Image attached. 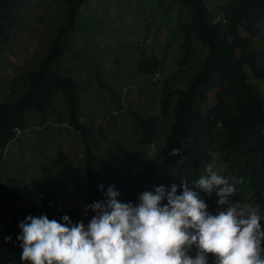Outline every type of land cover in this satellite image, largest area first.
<instances>
[{
	"label": "trees",
	"instance_id": "1",
	"mask_svg": "<svg viewBox=\"0 0 264 264\" xmlns=\"http://www.w3.org/2000/svg\"><path fill=\"white\" fill-rule=\"evenodd\" d=\"M84 1L65 0L64 22L38 66L29 72L27 90L13 102L0 101V160L9 141L25 128V112L52 108L53 92L60 91L68 124L84 144L88 210L100 218L99 235L126 252L143 255L146 264H202L207 255L212 264H264V96L255 81L264 85V62L251 41L257 25L264 22V0H219L212 6L209 0H177L184 11L178 15L184 19L183 48L193 38L199 39L207 48L206 56L186 86L161 92V113L168 116L171 110L173 120L158 153L138 165L125 166L93 152L91 130L77 112V83L53 67L70 48L63 37L74 31L77 9ZM19 2L0 0L1 42L10 39L9 30L18 20L13 10ZM154 66L155 61L143 54L135 65L141 74ZM95 74L103 90L116 93L98 70ZM229 101L235 114L226 119ZM128 112L141 131L137 143L151 142L157 117ZM215 155L235 168L231 179H223L224 201L233 206L248 189L259 203L257 209L239 212L233 225L234 233L249 243L247 255L221 244L225 216L220 197L199 173L201 165ZM183 160L192 163L188 174L194 190L179 164ZM182 192H192L191 204L183 202ZM21 197L15 187L0 183V264H105L103 245L79 251L72 247L86 228L80 208L60 209L51 192H46L36 219L23 227L13 211Z\"/></svg>",
	"mask_w": 264,
	"mask_h": 264
},
{
	"label": "rangeland",
	"instance_id": "2",
	"mask_svg": "<svg viewBox=\"0 0 264 264\" xmlns=\"http://www.w3.org/2000/svg\"><path fill=\"white\" fill-rule=\"evenodd\" d=\"M218 1L208 3L212 6ZM66 7L65 0H20L17 4L13 11L18 20L9 30L10 39L0 41V101L13 102L27 90L29 72L49 49L57 28L64 22ZM181 9L177 0H85L79 6L74 31L63 37L70 48L53 67L77 83V112L91 130L88 139L93 152L123 166L138 165L155 156L164 144L173 115L171 110L168 116L162 115L161 92L186 86L207 51L196 38L183 48L184 19L178 18L184 14ZM251 41L264 62V22L257 25ZM142 54L156 63L147 74L136 71ZM97 70L115 94L103 90ZM255 81L264 96L263 83ZM52 97V108L25 112V128L9 141L0 160V183L21 192L13 211L23 227L34 222L43 194L51 192L60 209L76 206L84 212L86 229L72 242L75 251L94 244L105 245V238L96 230L100 218L88 210L84 144L80 134L68 124L61 92L54 91ZM176 97L173 94L172 105ZM128 110L157 117V132L151 142L137 143L141 131ZM234 114V104L229 101L225 118ZM179 164L185 168L187 185L194 190L188 174L191 161ZM234 169L231 162L220 161L215 155L201 165L199 173L216 187L220 197V210L225 216L221 244L247 255L249 243L234 233L233 225L239 212L257 209L259 203L248 189L241 192L235 205L224 201L223 179H231ZM193 196L192 192L181 193L185 204H191ZM107 264L146 262L139 253L109 245ZM202 264H212V257L207 255Z\"/></svg>",
	"mask_w": 264,
	"mask_h": 264
},
{
	"label": "clouds",
	"instance_id": "3",
	"mask_svg": "<svg viewBox=\"0 0 264 264\" xmlns=\"http://www.w3.org/2000/svg\"><path fill=\"white\" fill-rule=\"evenodd\" d=\"M78 10V9H77ZM62 73V72H61ZM65 101V100H64ZM53 105V104H52ZM53 107V106H52ZM46 109V108H45ZM18 133V132H17ZM83 150H84V148H83ZM38 210H39V208H38ZM19 219V218H18ZM22 226V225H21ZM98 226V225H97ZM86 229V228H85ZM85 229H84V231H85ZM97 230V229H96ZM83 231V232H84ZM83 232H81V233H83ZM80 234V233H79ZM99 236H102V235H99ZM102 237H104L105 238V241H106V243H105V245H103L104 247H105V257H104V260H105V264H107V259H108V247H109V245H116V246H118L117 244H115V243H109V241L107 240V236H102ZM95 245V244H94ZM99 245H102V244H99ZM91 246H93V245H91ZM89 247V246H88ZM119 247V246H118ZM87 248V247H86ZM86 248H84V249H86ZM120 248V247H119ZM122 249V248H121ZM83 250V249H82ZM123 250V249H122ZM124 251V250H123ZM124 252H126V251H124ZM245 254V253H244Z\"/></svg>",
	"mask_w": 264,
	"mask_h": 264
}]
</instances>
